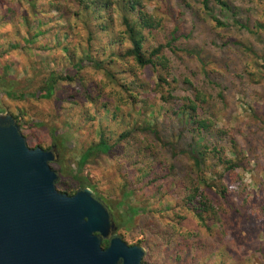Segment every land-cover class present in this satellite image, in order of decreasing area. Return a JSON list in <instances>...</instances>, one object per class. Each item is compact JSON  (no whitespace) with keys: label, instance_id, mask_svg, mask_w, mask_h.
I'll list each match as a JSON object with an SVG mask.
<instances>
[{"label":"rangeland","instance_id":"rangeland-1","mask_svg":"<svg viewBox=\"0 0 264 264\" xmlns=\"http://www.w3.org/2000/svg\"><path fill=\"white\" fill-rule=\"evenodd\" d=\"M222 1L230 11L213 0L144 6L160 26L143 31V50L170 44L163 52L174 81L168 78L162 93L169 89L181 99L196 90L205 96L198 114L213 126L198 133L152 90V70L107 64L101 47L121 29L116 15L109 33H96L91 22L73 20V0H0L1 114L16 118L28 148H54L57 158L49 167L57 176L56 190L66 193L77 185L56 171L75 169L102 132L109 150L91 155L78 176L86 177L98 198L122 199L123 208L139 209L120 220L115 234L126 245L139 244L143 264H264V29L254 28L264 25V0ZM89 31L93 37L87 40ZM86 46L92 58L102 60L99 69L84 66L71 80L57 81L49 99L29 97L50 74L64 76L70 68L63 47L82 56ZM118 79L130 82L145 104L126 101L114 83ZM213 146L235 158L239 178L235 184L225 176L214 180L226 189L224 196L215 188L203 190L218 218L205 228L185 210L181 196L183 183L194 179L190 155ZM218 170L208 159L201 172L208 179ZM122 184L132 192L125 196Z\"/></svg>","mask_w":264,"mask_h":264},{"label":"water","instance_id":"water-1","mask_svg":"<svg viewBox=\"0 0 264 264\" xmlns=\"http://www.w3.org/2000/svg\"><path fill=\"white\" fill-rule=\"evenodd\" d=\"M56 158L54 148L29 149L0 113V264H143L142 249L121 241L89 189L56 190Z\"/></svg>","mask_w":264,"mask_h":264},{"label":"trees","instance_id":"trees-1","mask_svg":"<svg viewBox=\"0 0 264 264\" xmlns=\"http://www.w3.org/2000/svg\"><path fill=\"white\" fill-rule=\"evenodd\" d=\"M54 0H48L52 2ZM160 0H73V14L72 18L74 21L84 19L85 22H91L96 33H109L113 24V15L119 18V26L121 29L115 33V35H110L107 41L101 47V55L107 57V64L112 65L116 62L117 65H122V68H127L129 72L134 69H145L149 68L155 73L156 83H154L153 91L159 94L161 101L172 102L173 115H179L182 118L184 124H191L192 130L195 132H202L211 129L213 123L211 120L201 118L198 114L200 106L205 103V96L199 91H194L192 98L182 97L181 99L176 98L171 95L169 89L166 93H162V87H169V82L173 83V78L170 77V67L169 61L164 55L163 49L170 46L169 43L164 45H157L148 50H143L144 35L143 31L157 29L160 26V18L156 17L152 13H148L144 10L146 2H158ZM205 4V0H202ZM213 2L223 10L230 11L229 6L225 1L213 0ZM158 8V7H157ZM159 10L162 14L165 13L164 5H159ZM56 12H59L58 8H55ZM60 16L61 13H60ZM217 27H221L222 24L214 20ZM72 25V23H71ZM254 28L264 29V25L259 23H254ZM87 40H90L93 36L91 32H87ZM127 44V46L121 47ZM87 47V46H86ZM66 52L67 60L69 61L70 68L66 70L64 76L59 74H50L48 78L44 81L43 85L31 94L29 97H35L38 99H49L53 94V87L59 80H71L76 76L77 72L84 68V66H91L95 69H99V65L103 64L102 60H96L92 58L89 54V48L87 47L82 53V56H76L75 52L68 50V48L63 47ZM78 49H81V45H78ZM121 49V50H120ZM172 49V48H170ZM248 50V49H244ZM80 51V50H79ZM103 52V53H102ZM122 62V64L120 63ZM103 74L113 81V76L102 69ZM105 77V78H106ZM168 78L170 81L168 82ZM115 85L126 93V101L131 105H135L143 100H138L140 94L131 90V83L124 82L121 79L114 81ZM10 96V95H9ZM23 97L22 94L17 96L18 99ZM141 111V110H140ZM1 113V111H0ZM15 125L18 129L20 126L16 118H13ZM28 125V124H25ZM156 136L154 129H149ZM220 135L221 132L217 131ZM127 133L120 135L119 137L126 136ZM231 144V143H230ZM40 148L39 146H34V148ZM110 146L107 140L103 136L102 132L98 131V140L86 148L78 157L75 163V169L69 167L63 168L59 167L56 171L62 176H69L77 185L78 189L88 188L96 200H99L109 212L112 221L116 229L120 226V220L128 221L131 216L138 212V208L135 206H129L123 208V200L117 202H108L97 197L95 189L93 186L87 183L86 177L78 176L80 175L82 168L84 167L86 161L93 154L106 153ZM33 149V148H29ZM41 149V148H40ZM47 150V149H45ZM212 160L214 167L218 170L217 175L213 174V178H206V176L201 172L202 166L207 160ZM190 160L192 162V167L194 169V179L188 181L189 184L183 183V194H182V204L185 210L191 211L192 216L196 221L202 226L207 227L206 222L210 224H216L218 221L216 212L214 208L209 203L203 190L215 188L221 196H224L226 189L222 186V183L217 184L214 180L217 177L225 176L230 184L237 183L239 174L237 172V162L235 158H227L223 155V148L213 146L211 148L203 147L201 151L190 155ZM59 163V162H55ZM57 182H55L56 184ZM122 193L126 196L132 191L126 189L127 186L122 184ZM59 193L66 196L74 194V192L66 193L65 191L57 190ZM142 209L143 207H139ZM117 213V214H116ZM119 221V222H118ZM121 241V236H118ZM123 242V241H122ZM107 244L106 240L101 242V247L105 248ZM139 244H133L128 246H137ZM138 247V246H137Z\"/></svg>","mask_w":264,"mask_h":264}]
</instances>
